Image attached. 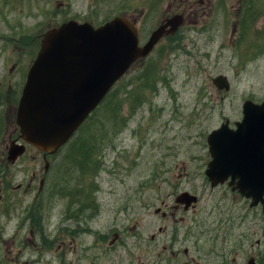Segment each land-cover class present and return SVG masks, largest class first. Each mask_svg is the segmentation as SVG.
<instances>
[{"label": "rangeland", "instance_id": "374dc122", "mask_svg": "<svg viewBox=\"0 0 264 264\" xmlns=\"http://www.w3.org/2000/svg\"><path fill=\"white\" fill-rule=\"evenodd\" d=\"M131 1L0 0V163L7 168L0 174V264H186L192 258L199 264H246L250 257L264 264L260 208L250 209L227 186L211 189L204 175L210 160L207 135L226 120L231 128L240 121L245 100L264 99V0H247L239 29L240 15L231 11L229 0H190L194 6L207 3L205 12L198 10L196 18L185 14L181 39L156 48L115 86L114 104L109 99L101 109L119 104L118 112L111 113L110 121L102 119L104 126L95 134L106 138L97 139L94 160L87 156L82 163L84 174H73V187L68 177L62 185L81 190L86 200L81 204H89V232L75 244L67 242L69 249L58 250L55 238L60 228L66 229L62 235L75 227L63 215L73 199L52 197L56 193L46 186L36 199L38 177L26 191L32 174L44 170L35 151L13 165L5 163L3 152L13 131L7 103L12 94L4 89L7 81L1 82L8 64L18 56L26 71L42 34L65 19L99 25L130 12L134 4L139 13V6L151 0ZM171 3L159 0L146 11L144 34L164 19ZM148 68L144 87L139 79ZM221 75L228 79V91L217 90L212 82ZM137 99L140 105L133 107ZM63 157L64 151L48 159L50 175H56ZM183 192L197 196L198 204L194 212L177 215V220H188L172 230L170 219L160 217L164 210L155 212L162 202L175 206ZM166 223L169 228L159 234Z\"/></svg>", "mask_w": 264, "mask_h": 264}, {"label": "water", "instance_id": "95a60500", "mask_svg": "<svg viewBox=\"0 0 264 264\" xmlns=\"http://www.w3.org/2000/svg\"><path fill=\"white\" fill-rule=\"evenodd\" d=\"M176 30L181 19L169 21ZM154 32L142 48L136 31L117 17L94 29L89 24L67 22L43 35L18 106L21 139L37 150L54 154L102 102L114 83L139 58L145 57L161 37ZM220 89H228L224 77L214 78ZM229 130L228 122L207 138L212 161L206 175L214 187L231 177L230 185L250 207L263 205L264 214V101L243 104V119ZM25 147L12 143L8 161L23 155ZM189 204L193 199L181 195ZM248 264H255L251 258Z\"/></svg>", "mask_w": 264, "mask_h": 264}, {"label": "flooded vegetation", "instance_id": "af4514ba", "mask_svg": "<svg viewBox=\"0 0 264 264\" xmlns=\"http://www.w3.org/2000/svg\"><path fill=\"white\" fill-rule=\"evenodd\" d=\"M134 0H132L131 2H133ZM159 3V0H151L149 1V3H145L144 6L149 9V8H153L154 6H156ZM199 6H194V3L191 2L190 0H173V3H171V6L169 8V10H166L164 19L160 20L154 27V29H152L151 31H147V33L145 34L144 39H148L150 37V35L152 34V32L158 28L161 27L162 25H164L167 20L177 14H182V15H188L189 14V18L194 16L196 18V15L198 13V10L202 11L201 13L205 12L204 9L207 6V3H204L202 1L198 2ZM229 4L231 7V11H236L238 15H240V18H238L237 20V25L241 24V20H242V13L245 11V6H247V0H229ZM211 4H210V8H211ZM230 11V12H231ZM145 13H140L137 14V4L134 6H131L130 9V20L133 22V24H135L138 27V36H139V40H141V33H140V22L143 19ZM239 17V16H238ZM182 33L178 30L176 33L174 34H170L168 32V28L165 31V34L163 36V38L160 40V42L157 44V46L160 44L162 45L165 42H170V41H176L178 39H180ZM9 62V60H8ZM8 62H6V66L8 64ZM25 78H26V74H25V67L22 63V59L20 57H16V59H14L12 61V65L8 64V73H6L4 80L1 82H5V80L7 81L4 84V89H6L7 91H11V94L8 97V101L7 103H10V112L12 113V124L11 127H13V131L12 133H10L8 140L9 141H13V140H17L19 137L17 128L15 127V122H14V114L16 111V98L17 96H19L24 84H25ZM42 159H44V157L42 156ZM38 175H36L35 173L32 175V178L30 179V185L29 188L32 187L33 183L35 182L36 178ZM43 180L42 178L40 179V181ZM89 204L87 203L83 209L84 213L82 215L81 220L76 221L75 223V227L76 228V238L74 236H72V233H70L68 235L67 233H64L62 235H59L61 237H63L62 239H60V243L58 245V250H66L69 249L68 248V243L69 241H71L70 243H75V240L77 238H79L80 236H85L87 232H89V220H90V215L85 216L86 212L88 211V207ZM162 206L164 209H166L168 211V214H163L160 216L162 220L167 221L168 219H170L172 225L171 228L172 230H176L181 228V224H185V222L188 220V218H185L184 216H180L177 220V215H181V214H186L188 213V211H184V208L182 206H173V207H169L167 204H165L164 202H162ZM160 214V212L158 213ZM167 223L165 224L164 227H159L158 228V233L159 234H163L164 231L166 230V228H169L168 226H166ZM64 232V231H62ZM65 235V236H64ZM118 238V236H116ZM152 239H154V236H152ZM43 245L48 246L46 243H43ZM41 243L40 245L43 246ZM113 244H111L112 246ZM44 253H47V249H43ZM187 252V251H185ZM59 259H61V257H59ZM44 260V259H42ZM195 258L191 259L190 263H186V264H199V263H195ZM73 264V263H71Z\"/></svg>", "mask_w": 264, "mask_h": 264}, {"label": "trees", "instance_id": "16d2710c", "mask_svg": "<svg viewBox=\"0 0 264 264\" xmlns=\"http://www.w3.org/2000/svg\"><path fill=\"white\" fill-rule=\"evenodd\" d=\"M149 74H150V70L148 68L146 71H143V73L141 74V79H139V82H141L142 86L144 87L146 86V81L150 79ZM114 91L107 97V99L104 102L105 104H107L109 99H110V103L114 104L113 101ZM138 105H140V99L133 101V107ZM118 109H119V104L115 105L112 109L100 108L89 118V120L80 128L77 137L72 142H70L67 145V147L63 150L64 151L63 168L67 167L69 168V170L76 167L81 168L84 165L82 163L85 161L87 156L88 157L91 156V160H94L95 152L97 151L96 147L100 146L98 145L99 142L97 144V139L99 138L101 140V138L98 135H95L96 133H98L97 129L104 126L102 119L110 121L111 113L112 114L117 113ZM101 137L103 138V140L101 141H104V139L106 138L103 136ZM6 171L7 169L4 167V165L0 164V174H5ZM51 184L52 182H50V185ZM58 185H59L58 194L62 196L66 195L65 189L62 187L63 184L59 183Z\"/></svg>", "mask_w": 264, "mask_h": 264}]
</instances>
